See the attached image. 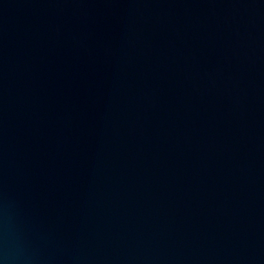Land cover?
Segmentation results:
<instances>
[{"label":"water","instance_id":"obj_1","mask_svg":"<svg viewBox=\"0 0 264 264\" xmlns=\"http://www.w3.org/2000/svg\"><path fill=\"white\" fill-rule=\"evenodd\" d=\"M0 261L264 264V0H0Z\"/></svg>","mask_w":264,"mask_h":264},{"label":"clouds","instance_id":"obj_2","mask_svg":"<svg viewBox=\"0 0 264 264\" xmlns=\"http://www.w3.org/2000/svg\"><path fill=\"white\" fill-rule=\"evenodd\" d=\"M0 264H4V262L3 261H0Z\"/></svg>","mask_w":264,"mask_h":264}]
</instances>
